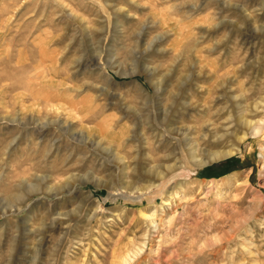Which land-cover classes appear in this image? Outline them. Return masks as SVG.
<instances>
[{
  "label": "rangeland",
  "instance_id": "rangeland-1",
  "mask_svg": "<svg viewBox=\"0 0 264 264\" xmlns=\"http://www.w3.org/2000/svg\"><path fill=\"white\" fill-rule=\"evenodd\" d=\"M0 264H264V0H0Z\"/></svg>",
  "mask_w": 264,
  "mask_h": 264
},
{
  "label": "bare ground",
  "instance_id": "bare-ground-1",
  "mask_svg": "<svg viewBox=\"0 0 264 264\" xmlns=\"http://www.w3.org/2000/svg\"><path fill=\"white\" fill-rule=\"evenodd\" d=\"M93 63L95 65L99 64V61H97L96 57L93 59ZM100 65V64H99ZM68 88V87H67ZM73 89V88H72ZM52 90V89H51ZM66 90V89H65ZM71 91V90H70ZM66 93V92H65ZM243 119V118H242ZM245 119V118H244ZM243 121V120H241ZM247 121V120H246ZM249 122V121H248ZM244 123V121H243ZM250 123V122H249ZM248 124V123H246ZM249 128V126H248ZM211 128H208L207 126L205 127V132L202 135V138L204 139L203 141L207 143V147H217V149L212 150L208 148H202V153L199 155L195 149L189 148V157L192 160L193 163L200 165L203 163L208 162L211 159H218L223 156H227L228 154L233 153L234 151L237 150V143L245 137V134L241 136L235 137L232 141L229 142L228 140V133H226V130H223L222 132H213L210 130ZM225 129V128H224ZM232 134V133H231ZM231 138V137H230ZM229 142V144H228ZM233 142V143H232ZM189 146V145H188ZM192 146V145H191ZM219 148V149H218ZM201 149V148H200ZM149 171V170H148ZM164 175V173L160 172L157 170L155 173L154 178L159 179ZM153 178V177H152ZM150 185H145L143 187L140 186V189H147Z\"/></svg>",
  "mask_w": 264,
  "mask_h": 264
}]
</instances>
